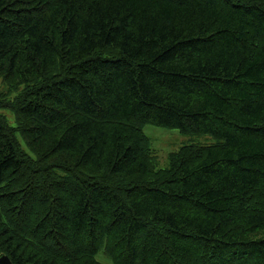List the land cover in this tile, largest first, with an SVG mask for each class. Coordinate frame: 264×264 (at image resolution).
<instances>
[{"label":"trees","instance_id":"trees-1","mask_svg":"<svg viewBox=\"0 0 264 264\" xmlns=\"http://www.w3.org/2000/svg\"><path fill=\"white\" fill-rule=\"evenodd\" d=\"M0 79L12 264H264V0H0Z\"/></svg>","mask_w":264,"mask_h":264},{"label":"rangeland","instance_id":"rangeland-1","mask_svg":"<svg viewBox=\"0 0 264 264\" xmlns=\"http://www.w3.org/2000/svg\"><path fill=\"white\" fill-rule=\"evenodd\" d=\"M0 91L3 92V96L7 99H12L15 93H11L3 85L0 79ZM0 115H2L7 123L14 127L15 117L10 109H0ZM143 132L149 138L150 147L155 154L156 168H165L167 166V155L171 152L178 150L183 145L188 144H212L216 142L214 138L208 135L190 136L184 135L177 129H170L165 127H157L151 124L145 125ZM22 148H25L22 144ZM97 258L104 263L110 264L108 259L101 256L100 253L97 254Z\"/></svg>","mask_w":264,"mask_h":264},{"label":"water","instance_id":"water-1","mask_svg":"<svg viewBox=\"0 0 264 264\" xmlns=\"http://www.w3.org/2000/svg\"><path fill=\"white\" fill-rule=\"evenodd\" d=\"M0 264H12V262L7 255H1L0 256Z\"/></svg>","mask_w":264,"mask_h":264}]
</instances>
